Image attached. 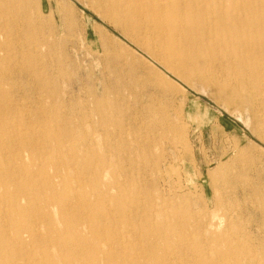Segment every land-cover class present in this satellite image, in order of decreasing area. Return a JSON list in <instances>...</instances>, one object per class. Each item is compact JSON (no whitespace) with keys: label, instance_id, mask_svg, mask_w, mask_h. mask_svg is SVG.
<instances>
[{"label":"rangeland","instance_id":"rangeland-1","mask_svg":"<svg viewBox=\"0 0 264 264\" xmlns=\"http://www.w3.org/2000/svg\"><path fill=\"white\" fill-rule=\"evenodd\" d=\"M61 1L67 4L63 20L56 12ZM40 2V33L29 45L35 47H30L35 57L12 63L29 71L0 70V237L6 240L0 250L24 246L15 238L22 221L34 227V235H24L31 250L59 246L43 239L57 233L48 216L29 214L46 207L54 217L61 214L58 199H48L57 191L43 184L47 176L61 183L59 194L69 195L67 216L87 234L85 242L100 215L106 225L104 240L95 244L125 252L117 259L122 264H135L140 254L148 259L144 246L149 243L158 247L156 255L166 245L167 251L191 256L193 262L194 250L178 245V236L194 241L193 249L199 242L210 255L216 246L209 239L218 233L238 236L240 247L248 248L249 228L259 220L264 202L263 157L246 159L236 150L264 147L257 136L261 126L248 103H230L226 94L206 82L194 80L190 85L174 77L178 91L165 94L137 59L98 45L96 28L114 40L126 39L101 17L108 14L98 13L95 0ZM239 3L264 9V0ZM20 129L25 140L17 134ZM161 197L169 209L146 219ZM86 208L88 220L73 216ZM173 212L191 215L197 222L177 225ZM159 224L164 225L162 234H147ZM114 239L124 248H113ZM255 246L264 258V244ZM131 250L139 255H129Z\"/></svg>","mask_w":264,"mask_h":264},{"label":"bare ground","instance_id":"bare-ground-1","mask_svg":"<svg viewBox=\"0 0 264 264\" xmlns=\"http://www.w3.org/2000/svg\"><path fill=\"white\" fill-rule=\"evenodd\" d=\"M95 1L101 10L98 13L100 15L101 12L108 14H103L101 17L113 24L126 39L124 41L118 37L114 40L103 29L96 28L94 33L97 34L98 45L120 55H128L129 58L137 59L143 71L153 79L157 90L165 94L172 95L178 91V86L172 81L174 77L183 79L186 83L190 82V85L194 80L206 82L207 86L216 87L226 94L230 103L233 101H238L241 104L248 103L254 118L261 126L257 136L262 142L264 141V9L257 10L245 6L239 3V0ZM63 7L67 8V4L61 1L56 9L61 20L67 15ZM42 12L40 0H0V70L2 72L14 74L29 71L24 67L20 69L12 67V63L18 61L19 58L35 57L32 50L35 47L30 46L33 47L31 49L29 45L34 43L36 37L39 36ZM23 131L24 129H20L17 134L25 140L26 134ZM32 137L34 139L33 135ZM240 147L236 146V150L246 159L253 156L256 158L262 156L264 159L263 146L259 145L260 148L251 147L248 150ZM43 176L44 174L40 173V177L43 178ZM223 179L226 180V177ZM42 180H44V185L57 191L53 198L49 197L48 199L51 201L58 199L62 206L61 214L54 217L47 207L43 212L35 209L31 210L29 214L39 216V213H44L45 216H48L51 224L56 226L57 233L43 239L45 242L56 241L59 246L31 250L26 244L24 235H34V227L22 221L23 223H19L21 227L15 238L24 246L15 251L0 250V264H112L115 262L122 264L121 260L117 259L125 257V252L112 251V249L109 251L110 248L107 246L97 248L95 244L98 240H104L102 231L106 225L99 221L100 215L95 216L96 224L94 226L96 225V227L89 235L90 240L85 242L84 236L87 234L74 222L75 220L72 221L67 216V210L70 209L66 205L69 203L70 197L62 192L59 194L58 186L61 183L48 176ZM262 200L264 201V196ZM78 205L80 204L78 203ZM166 206L167 199L161 197L158 203H152V208L145 218L151 220L155 216L163 215ZM24 211L27 210L24 208ZM86 212L87 208L86 210L78 209L72 213L76 218L88 220ZM180 214L174 213L171 217L177 225H179L178 223L197 222V220L192 221L191 215ZM258 214L259 220L249 228V246L246 249L242 248L243 245L240 247L238 236L226 237L227 235L223 234L224 237L219 233L212 235L210 232L213 236L209 239L212 242L210 245L216 246V252H213L212 255L199 246V242H197L198 246L193 249L192 245L196 244L194 241L187 242L178 235V237H174L178 245H182L184 249L194 250V253L191 252L193 253V262L189 258L191 256L185 257L183 254H179L173 250L174 247H172L173 251H167L169 248L165 244L163 248H160V254L156 255L154 250L158 247L155 246V243L147 245L144 243V250L149 253H147L148 259L145 254L139 255L137 250H131L128 254L136 257L139 255L138 262L135 264H264L263 255H259L261 249H255V244H258L257 247L264 244V202L258 209ZM222 217L227 218L226 215ZM57 223H62L63 226L58 229ZM163 224H159L157 230L152 231L151 229L147 234H162ZM7 234H9L8 231ZM145 237L147 236L145 235ZM203 240L205 241L204 237ZM0 243L4 244L6 240L0 237ZM111 244L115 249L124 248V244L120 240L114 239Z\"/></svg>","mask_w":264,"mask_h":264}]
</instances>
